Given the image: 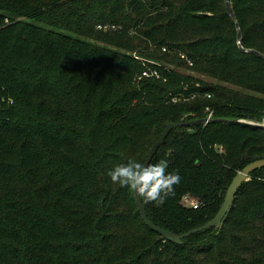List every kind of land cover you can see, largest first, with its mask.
I'll return each mask as SVG.
<instances>
[{
  "label": "trees",
  "instance_id": "obj_1",
  "mask_svg": "<svg viewBox=\"0 0 264 264\" xmlns=\"http://www.w3.org/2000/svg\"><path fill=\"white\" fill-rule=\"evenodd\" d=\"M231 1L234 16L225 0H0V264H264V168L221 228L182 243L148 226L135 192L108 176L144 163L174 123L151 164L181 179L141 200L155 226L182 234L264 158V0ZM135 52L169 70L137 80ZM208 107L207 125L185 124Z\"/></svg>",
  "mask_w": 264,
  "mask_h": 264
},
{
  "label": "clouds",
  "instance_id": "obj_2",
  "mask_svg": "<svg viewBox=\"0 0 264 264\" xmlns=\"http://www.w3.org/2000/svg\"><path fill=\"white\" fill-rule=\"evenodd\" d=\"M8 103L12 104L14 101L9 98ZM108 176L113 183L132 189L138 196L150 202L172 194L174 185L181 179L178 173L168 172V164L163 159L155 164L129 160L111 169Z\"/></svg>",
  "mask_w": 264,
  "mask_h": 264
},
{
  "label": "water",
  "instance_id": "obj_3",
  "mask_svg": "<svg viewBox=\"0 0 264 264\" xmlns=\"http://www.w3.org/2000/svg\"><path fill=\"white\" fill-rule=\"evenodd\" d=\"M226 1V6L227 9L229 11V13L234 16L233 13V7H232V1L231 0H225ZM239 37H241V32L239 31ZM240 42V41H239ZM250 52H255L258 53L254 50H247ZM221 120V119H220ZM204 123V119H198V120H194L191 123H185L186 125H190V124H195V125H200ZM260 126L264 127L263 123H256ZM175 126L174 123H169L166 127V131L163 133V135L156 141V143L154 144L152 150L150 151L148 157L145 160V164H151L155 154L157 153L158 149L161 147V145L165 142V140L167 139L168 135L170 134V132L172 131L173 127ZM264 168V158L263 159H258L256 161H253L251 163H249L244 169L243 171L239 172L233 179L232 183L230 184L224 202L220 208V210L218 211V213L206 224L197 227L195 229H192L188 232L182 233V234H177L174 233L172 231L166 230L162 227H157L155 226L148 218L147 215V211H146V207L145 205L142 203L141 197L138 196L135 193L136 196V201H137V205L140 209V213L144 219V221L146 222V224L148 226H150L152 229H154L156 232L160 233L165 239L175 242V243H182L183 242V238L196 233L198 231L201 230H205L211 227H215V228H221L223 226V223L227 217V214L230 212L231 207L234 203L236 194L238 192V189L240 188V186L246 182L250 180V175L258 170Z\"/></svg>",
  "mask_w": 264,
  "mask_h": 264
},
{
  "label": "built area",
  "instance_id": "obj_4",
  "mask_svg": "<svg viewBox=\"0 0 264 264\" xmlns=\"http://www.w3.org/2000/svg\"><path fill=\"white\" fill-rule=\"evenodd\" d=\"M98 28L101 29V30L107 31V30L118 29V28H120V26L115 25V24H105V25L100 24V25H98ZM131 32H133V30ZM162 50L164 52L169 53V54H177V55H179V57L183 61H185V63L189 67H192L194 65L193 60L186 53H183V52L176 53L174 51L169 50L167 47H163ZM133 55L144 66L142 71L136 75L137 80H142L144 78H159L160 79V78L163 77L162 76V72L160 71V68H164L166 70H169V66H166L163 63L147 59V58H145L143 56H140L136 52ZM195 96H196V94H193L190 97L185 98V100L192 99ZM208 96L210 97L211 95H208ZM173 100L174 101L178 100V97H174ZM207 111H208V115L204 119V124L205 125H207L213 118V111L209 107L207 108ZM182 203L184 205H186V206L193 207V208H197L199 206V200L197 198L191 196V195H185L183 197Z\"/></svg>",
  "mask_w": 264,
  "mask_h": 264
},
{
  "label": "rangeland",
  "instance_id": "obj_5",
  "mask_svg": "<svg viewBox=\"0 0 264 264\" xmlns=\"http://www.w3.org/2000/svg\"><path fill=\"white\" fill-rule=\"evenodd\" d=\"M179 69H180L181 71H184L185 73L196 74L195 71H194L193 69H190V68L187 67V66H181ZM200 77H201L202 79L210 80L208 77H205V76H203V75H200ZM261 123L264 124V119L262 120Z\"/></svg>",
  "mask_w": 264,
  "mask_h": 264
}]
</instances>
